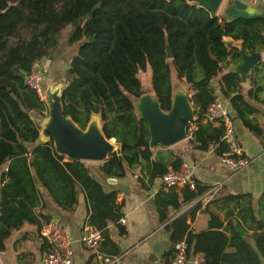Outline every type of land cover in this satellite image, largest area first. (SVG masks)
Instances as JSON below:
<instances>
[{
	"label": "trees",
	"instance_id": "16d2710c",
	"mask_svg": "<svg viewBox=\"0 0 264 264\" xmlns=\"http://www.w3.org/2000/svg\"><path fill=\"white\" fill-rule=\"evenodd\" d=\"M66 28L65 45L78 46L63 75V115L81 130L93 115L99 116L104 137L118 146L97 165L57 154L52 140L38 143L40 127L34 117H45L48 109L24 79L35 65L54 58ZM29 30V39L20 38ZM226 36L240 41L246 53L263 51L264 19L228 21L187 0H0V252L25 225L33 226L40 236L42 226L52 219L48 203L71 213L83 196V227L100 232L98 251L121 254L108 229L113 225L120 236L125 234L117 185L132 178L149 191L169 168L176 171L182 165L179 157L168 162L172 153L163 155L164 147L149 145L147 123L135 109V101L145 94L141 73L150 71L152 96L165 113L172 106L174 80L187 86L194 116L187 141L194 150L214 149L218 157L228 150L222 141L223 126L205 119L208 106L219 99L213 85L217 79L223 104L226 101L235 118L254 132L245 116L248 107L240 77L231 70L241 62L240 49H228ZM14 38L18 40L10 45ZM259 72L264 74V63L255 68L254 73ZM259 90L255 88V95ZM109 179L116 183H107ZM211 187L194 178L193 188L185 185L178 193L166 192L162 186L152 200L159 222L169 220L170 208L179 210ZM230 198L237 201L240 196ZM196 212L190 214L191 221ZM259 215L250 236L253 242L246 240L240 225L230 231L222 228L213 213L208 229L197 234L190 232L185 216L165 229L172 247L184 239L188 254L192 250L202 256L201 264H264L263 207ZM46 248L41 238L39 253ZM171 253L166 254L168 259ZM16 261L33 264L35 255L22 253Z\"/></svg>",
	"mask_w": 264,
	"mask_h": 264
},
{
	"label": "crops",
	"instance_id": "0c3cea01",
	"mask_svg": "<svg viewBox=\"0 0 264 264\" xmlns=\"http://www.w3.org/2000/svg\"><path fill=\"white\" fill-rule=\"evenodd\" d=\"M226 6L225 4L222 7V11ZM247 10L251 14L264 12V0L248 4ZM223 40L225 44L230 42V46H226L228 49H241L240 41H233L227 36ZM256 53L261 54L260 63L249 72L245 82L240 80L244 101L248 107L245 116L255 127L254 132L245 128L235 118L234 111L225 101V107L230 108L228 113L237 141L242 147L245 157L250 160L249 166L241 171L232 172L220 162L219 157L213 151L214 149L207 152L194 150L188 145V139L163 149L162 153L165 156L172 153L167 158L168 162L171 163L176 157H179L182 164H186L190 168L195 180L206 186L219 185V188L215 194L208 195L207 191L194 201L182 205L177 211L170 208L168 210L169 220L160 223L152 200L163 186L161 181H156L149 191H143L134 179L124 180L121 184L128 187L129 193L120 191L117 201L124 205L122 208L124 223H120V225L124 227L125 234L120 236L116 227L113 225L108 227L111 239L121 249L120 264H159L162 260H167L166 254L172 250V244L170 234L165 226L180 216L187 218L190 232L197 234L208 229L209 213H213L222 223V228L230 231L232 227L240 225L245 231L246 240L253 242L250 236L260 221L259 210L264 208V74L262 72L254 73L255 68L264 63V50ZM241 63L242 60L237 65ZM237 65H233L231 70ZM218 82L219 79L213 81V85L217 90L218 100L223 104L221 100L224 99L219 93ZM258 87L260 90L255 95V88ZM249 90L252 92L250 96H247ZM192 127H194L193 124ZM215 127L219 126L215 125ZM39 141L40 139H38V143H43ZM2 170L0 169V173ZM181 188L164 187L166 192L174 191L176 193ZM42 195L45 199L44 192ZM237 195L240 196V199L232 201L230 197ZM47 207L52 219L60 220L70 233L73 240V264H101L99 257L104 254L99 251L96 253L87 250L78 242L86 217L84 197H79L78 205L71 213L62 212L50 203L47 204ZM195 210H197L196 215L191 221L190 214ZM40 245L41 238L36 229L33 226L25 225L7 241L5 251L0 252V264H17L16 257L22 253H33L35 255L33 264H40L42 256L39 253ZM231 251V249H227V252ZM194 256L201 255L195 254L191 250L186 264H194L192 262ZM202 262L203 258L199 264Z\"/></svg>",
	"mask_w": 264,
	"mask_h": 264
},
{
	"label": "water",
	"instance_id": "95a60500",
	"mask_svg": "<svg viewBox=\"0 0 264 264\" xmlns=\"http://www.w3.org/2000/svg\"><path fill=\"white\" fill-rule=\"evenodd\" d=\"M206 8L210 13L218 16L219 10L225 0H187ZM248 4L245 1L228 0L227 6L220 13L224 19L234 21L236 19H264V12L251 14L247 10ZM91 15V14H90ZM230 46V42H226ZM242 63L237 65L232 72L240 76L241 82L246 81L249 72L261 61V54L251 52L247 54L240 49ZM167 58H171V52L167 48ZM62 90V89H61ZM61 90L52 92V89L45 90L44 103L48 109V119L43 126L44 130L39 133L40 141H53L57 154L70 160H79L90 163H102L109 154L115 152L118 147L114 139L107 140L100 127V118L93 115L85 130H81L70 118L63 115L61 105ZM138 116L147 123L150 134V147L159 145L169 148L187 139L189 126L194 120L193 110L189 100L185 96L175 94L169 112L165 113L160 109L158 101L148 94H143L135 103ZM230 108H227L229 111ZM97 120V122L93 120ZM99 121V123H98ZM95 123V124H94ZM41 135L45 139H41ZM109 183L115 184L114 179ZM121 192L129 193L128 187L117 185Z\"/></svg>",
	"mask_w": 264,
	"mask_h": 264
},
{
	"label": "built area",
	"instance_id": "2783aa9c",
	"mask_svg": "<svg viewBox=\"0 0 264 264\" xmlns=\"http://www.w3.org/2000/svg\"><path fill=\"white\" fill-rule=\"evenodd\" d=\"M245 1L247 4H255L258 0H237ZM41 64L35 65L33 70L25 76V85L33 89L41 101L45 100V90L43 83L44 75ZM205 119L217 126H223L222 141L227 145V151L219 157L220 162L230 171L238 172L249 166L250 160L245 157L242 147L237 141L233 123L225 105L218 99L210 104L205 112ZM189 127H192L190 124ZM190 136H187L189 139ZM161 184L166 188L184 187L189 185L193 188V175L186 164H182L178 170L169 169L161 178ZM219 185H212L207 194L212 195L217 192ZM123 224L124 220H120ZM41 238L46 242L47 248L42 253L40 264H73V240L70 233L58 219H51L45 223L40 230ZM101 241L100 232L92 227L85 226L79 236V244L90 251L97 253ZM122 255L108 256L100 255L101 264H120ZM188 260V245L183 239L172 247L171 258L162 260L159 264H186ZM201 256H194L192 262L199 264Z\"/></svg>",
	"mask_w": 264,
	"mask_h": 264
},
{
	"label": "rangeland",
	"instance_id": "374dc122",
	"mask_svg": "<svg viewBox=\"0 0 264 264\" xmlns=\"http://www.w3.org/2000/svg\"><path fill=\"white\" fill-rule=\"evenodd\" d=\"M227 2L228 1L225 0V2L222 4L218 15H220V13L222 12V7L225 4L227 5ZM63 32L64 33L62 35L63 38L61 41L60 49H58L59 51L56 53L54 58L50 60L44 59L43 62H41V68H42L41 70L45 78V82L43 83L44 90L52 89L53 90L52 92H54V91H59L63 88V77H64L63 75L67 69L70 58L75 54L77 50L78 44L73 45L71 48L65 45V40L69 32V29L66 28V30ZM30 35H31L30 30L24 31L21 34L20 38L29 39ZM17 40L18 38L11 39L9 41V44L10 45L14 44ZM49 75H51V77H48ZM139 78L142 82V86L145 90V94H148L150 97H153L150 90V71L148 70L146 73H141L139 75ZM173 83H174L175 94L177 93V95L185 96L189 100L188 98L189 95L187 94V86L183 82L177 80H174ZM135 103H137V101H135ZM34 119L39 125L40 133H41V130L42 129L44 130L43 126H45L47 122L48 114L43 118L35 116ZM93 121L97 122V120L95 119ZM41 137H42L41 139H45L43 135H41ZM39 142H43V141H39ZM85 163H87L88 165H97V163H90V162H85Z\"/></svg>",
	"mask_w": 264,
	"mask_h": 264
},
{
	"label": "bare ground",
	"instance_id": "6f19581e",
	"mask_svg": "<svg viewBox=\"0 0 264 264\" xmlns=\"http://www.w3.org/2000/svg\"><path fill=\"white\" fill-rule=\"evenodd\" d=\"M53 91V90H52Z\"/></svg>",
	"mask_w": 264,
	"mask_h": 264
}]
</instances>
